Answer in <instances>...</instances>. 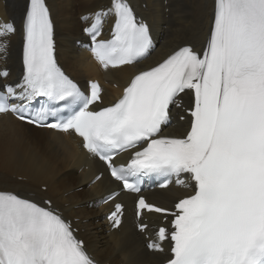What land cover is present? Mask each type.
<instances>
[{"label":"snow or ice","instance_id":"snow-or-ice-1","mask_svg":"<svg viewBox=\"0 0 264 264\" xmlns=\"http://www.w3.org/2000/svg\"><path fill=\"white\" fill-rule=\"evenodd\" d=\"M111 14V38L103 39L102 18ZM87 20V17H84ZM92 56L105 68L132 65L152 47L149 26L127 0H111L108 12L93 14ZM16 32L0 24V48ZM23 74L8 83L0 72V115L80 138L78 148L98 157L123 189L139 192L143 177H162L167 187L186 174L192 193L175 211L140 196L135 215L141 232L145 212L171 216L147 247L163 252L165 264H264V0H214L202 50L179 47L161 62L135 74L114 103L103 104L94 81H74L55 56L54 24L46 0H28L22 18ZM192 93L190 128L163 134L170 107ZM38 107H35L36 104ZM183 119V117H181ZM49 120L53 122H49ZM130 152L126 165L115 157ZM94 177L93 182L100 181ZM45 205V206H42ZM122 205L109 215L119 228ZM0 264H98L71 224L51 207L19 193L0 190Z\"/></svg>","mask_w":264,"mask_h":264},{"label":"bare ground","instance_id":"bare-ground-1","mask_svg":"<svg viewBox=\"0 0 264 264\" xmlns=\"http://www.w3.org/2000/svg\"><path fill=\"white\" fill-rule=\"evenodd\" d=\"M130 1L153 31L154 51L137 65L110 70L103 68L77 42H91L84 29L90 26L95 12L108 11L111 0H46L54 24L59 63L80 84L98 80L106 102L118 99L121 89L138 71L155 66L179 47L191 45L202 50L209 34L214 0ZM27 2L0 0V18L16 27V32L4 41L6 48H0V72H8V83L18 82L23 74L22 18ZM108 21L110 30L113 15L109 14ZM0 83L4 80L0 79ZM175 113L177 117L166 131L183 133L187 124L178 120L183 116L181 112ZM80 142L73 134L36 129L9 115H0V190L19 193L41 204L50 200L53 209L72 221L87 252L100 264H162L168 257V242L163 243V252L148 250L149 239L156 238L158 219L148 217L146 240L137 227L140 221L133 218L134 196L120 195L119 201L127 202L124 223L117 231H108L102 216L111 209V204L98 207L96 201L118 187L94 156L77 147ZM100 172L101 180L91 185ZM186 192L184 187L170 186L154 190L150 201L171 208Z\"/></svg>","mask_w":264,"mask_h":264},{"label":"rangeland","instance_id":"rangeland-1","mask_svg":"<svg viewBox=\"0 0 264 264\" xmlns=\"http://www.w3.org/2000/svg\"><path fill=\"white\" fill-rule=\"evenodd\" d=\"M40 189H42V187H40Z\"/></svg>","mask_w":264,"mask_h":264}]
</instances>
